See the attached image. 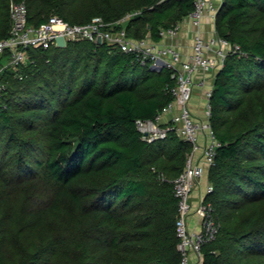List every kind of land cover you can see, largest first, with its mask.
<instances>
[{"label":"trees","instance_id":"obj_1","mask_svg":"<svg viewBox=\"0 0 264 264\" xmlns=\"http://www.w3.org/2000/svg\"><path fill=\"white\" fill-rule=\"evenodd\" d=\"M17 1L35 25L52 15L115 22L139 9L126 30L154 40L194 6ZM214 24L240 51L213 77L209 119L221 144L206 200L218 229L201 247V264H264V0H222ZM9 28V0H0V38ZM26 53L1 72L0 264H179L173 180L192 146L174 131L147 141L135 124L172 100L171 70L106 41Z\"/></svg>","mask_w":264,"mask_h":264},{"label":"built area","instance_id":"obj_2","mask_svg":"<svg viewBox=\"0 0 264 264\" xmlns=\"http://www.w3.org/2000/svg\"><path fill=\"white\" fill-rule=\"evenodd\" d=\"M221 1L193 0V9L185 16L192 27V43L187 54H184L181 47L174 42L180 31L179 21L161 27L157 40L148 35L143 38L130 36L124 22L140 13L139 9L127 12L115 22L94 16L85 23H70L58 15H52L48 20L35 25L28 22V9L24 1L9 0L10 28L8 34L0 38V56L5 51L9 55L6 63H0V94L3 89L1 81L3 68L7 64L15 66L23 62L27 57L28 47L47 48L55 44V38L59 35L67 42L78 39L95 41L96 35L101 34L102 42L106 41L118 46L120 50L135 53L141 63L148 62L152 68L165 66L171 70V75L175 78V84L170 90L172 100L163 106L154 118H136L135 124L141 137L147 141L165 137L169 131H174L192 146L183 170L173 180V192L177 197L175 232L180 253L179 264H192L191 253L196 255V263L201 264L203 258L201 247L204 242L215 236L218 229L214 208L211 202L206 200V196L195 206L190 200L192 189L203 174V166L194 159L195 151H201L200 158L210 168L215 162L216 151L221 144L209 119L212 85L204 89L205 118H196L189 102L195 77L202 76L198 82L205 84L206 76L215 73L230 52L240 51L237 43L219 35L215 27L208 33L201 29L206 17L215 19ZM118 24L120 27L116 28ZM200 135L205 139L204 144L199 140ZM211 190L212 184L209 183L206 195ZM192 209L201 218L199 230H190L187 226V218Z\"/></svg>","mask_w":264,"mask_h":264},{"label":"crops","instance_id":"obj_3","mask_svg":"<svg viewBox=\"0 0 264 264\" xmlns=\"http://www.w3.org/2000/svg\"><path fill=\"white\" fill-rule=\"evenodd\" d=\"M179 22H180V31L176 36V38H174V42H176L181 47L184 54H187L190 51L191 43H192V34H191L192 27L189 20L186 19L185 16L181 20H179ZM213 27H215L214 20L211 17H206L202 22L201 29L204 32L208 33L213 29ZM214 74L215 73H212V75ZM201 77L202 76L198 75L194 79L195 85L193 87V95L189 102L192 113L196 118H200V119L205 118L203 114V105L205 103V100L203 98L204 90H201V88L204 89L205 87L213 84V76L211 79H210L211 76H206L205 84H200L198 82V80ZM199 140L201 144H204L205 139L202 135L199 136ZM200 155H201L200 150L195 151L194 159L196 162H199L203 166V174L197 180L191 192L190 200L193 206H195L202 198L206 196V188L207 185L210 183L208 179L209 167L207 166V164H205L202 161ZM200 221H201L200 216L196 214L192 209V211L190 212L187 218L188 228L190 230H199L201 227ZM191 260H192V264H197L195 253H191Z\"/></svg>","mask_w":264,"mask_h":264},{"label":"water","instance_id":"obj_4","mask_svg":"<svg viewBox=\"0 0 264 264\" xmlns=\"http://www.w3.org/2000/svg\"><path fill=\"white\" fill-rule=\"evenodd\" d=\"M148 36H150V33H147ZM95 42L96 43H101L102 42V36L101 34H97L95 37ZM55 44L57 46H65L66 45V41L65 38L62 35H59L55 38Z\"/></svg>","mask_w":264,"mask_h":264},{"label":"rangeland","instance_id":"obj_5","mask_svg":"<svg viewBox=\"0 0 264 264\" xmlns=\"http://www.w3.org/2000/svg\"><path fill=\"white\" fill-rule=\"evenodd\" d=\"M6 61H7V59L4 58L3 60L0 61V63H1V64H4ZM208 76H211L210 79L212 78V76L214 77V75H212V74H211V75H208ZM211 83H212V82H211ZM204 89H205V88H204ZM204 89L201 88V90H204ZM192 95H193V93H192ZM203 114H204V111H203Z\"/></svg>","mask_w":264,"mask_h":264}]
</instances>
